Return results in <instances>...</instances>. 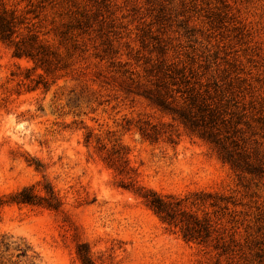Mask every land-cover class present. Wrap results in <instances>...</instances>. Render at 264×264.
Here are the masks:
<instances>
[{"label":"rangeland","instance_id":"rangeland-1","mask_svg":"<svg viewBox=\"0 0 264 264\" xmlns=\"http://www.w3.org/2000/svg\"><path fill=\"white\" fill-rule=\"evenodd\" d=\"M0 3L66 65L46 77L48 90L35 89L43 71L26 79L33 63L0 42V198L48 183L62 202L59 212L4 205L0 234L25 238L40 264H82L79 244L94 264H264V0ZM159 61L198 78L222 105L238 157L255 172L235 171L135 93L130 78ZM128 185L208 213L206 243L184 240ZM196 194L205 207L189 206Z\"/></svg>","mask_w":264,"mask_h":264},{"label":"trees","instance_id":"trees-1","mask_svg":"<svg viewBox=\"0 0 264 264\" xmlns=\"http://www.w3.org/2000/svg\"><path fill=\"white\" fill-rule=\"evenodd\" d=\"M24 25L25 20L16 11L9 10L0 3V42L12 50L14 58H25L33 63V68L28 69L29 75L26 79L32 77V70L43 71L37 80H33L34 88L41 85L48 90L50 83L46 77L55 78L56 73L65 69L66 65L57 49ZM70 28L59 34L60 45L67 46L71 40L72 37L68 36ZM71 46L75 48L74 45ZM69 48L68 52H71ZM144 72L143 78L139 76L136 79L130 78L137 95L145 97L174 121L214 144L221 159L235 171L248 173L256 171L253 165L244 164L238 157V145H233L236 142L233 137L237 131L232 130L234 127L228 118L229 114L222 109V105L215 97L210 95L209 90L204 89L198 78L164 61L149 64ZM41 167V164H36L37 169ZM125 187L143 198L162 223L169 228L179 229L184 240L206 243L210 237L212 226L207 217L208 213H205L204 218H200L196 212L189 210L185 204L189 199L162 197L152 190L133 189L132 185ZM209 197L210 195H207V198ZM192 199L189 203L191 207L207 205V199L202 195L196 194ZM7 204L37 206L55 212L62 208L60 198L48 183L43 185L42 192L35 191V187H26L8 198H0V210ZM208 205L219 207L216 202ZM78 255L82 264H94L86 244L78 245ZM39 262L38 256L25 238L0 234V264H40Z\"/></svg>","mask_w":264,"mask_h":264}]
</instances>
